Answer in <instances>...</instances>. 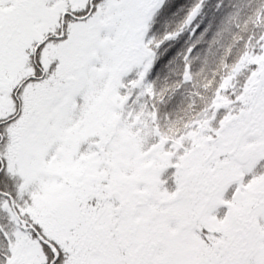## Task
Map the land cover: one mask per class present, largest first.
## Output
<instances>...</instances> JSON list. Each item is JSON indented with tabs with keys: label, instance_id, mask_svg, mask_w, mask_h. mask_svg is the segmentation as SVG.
Masks as SVG:
<instances>
[{
	"label": "snow or ice",
	"instance_id": "snow-or-ice-1",
	"mask_svg": "<svg viewBox=\"0 0 264 264\" xmlns=\"http://www.w3.org/2000/svg\"><path fill=\"white\" fill-rule=\"evenodd\" d=\"M208 6L0 0V264H264V33L206 86Z\"/></svg>",
	"mask_w": 264,
	"mask_h": 264
},
{
	"label": "trees",
	"instance_id": "trees-1",
	"mask_svg": "<svg viewBox=\"0 0 264 264\" xmlns=\"http://www.w3.org/2000/svg\"><path fill=\"white\" fill-rule=\"evenodd\" d=\"M218 0H208V7L205 19H211L213 23V34L209 36L207 47L209 53L200 56L198 64L200 70L195 74L199 82H206V86L212 83L211 74L213 69L218 74L224 70L226 61L231 56H238L247 47L243 43L246 39H251V35L259 31L264 33V0H222L224 7L217 9L215 5ZM183 21L173 19L167 25H162L161 34L169 28L182 29ZM238 29V30H237ZM210 41V42H209ZM178 74L177 68H170L164 80H174ZM162 79L158 82L160 85ZM187 98H181L182 102L173 113L178 112L183 116V103H190L191 93L186 92Z\"/></svg>",
	"mask_w": 264,
	"mask_h": 264
},
{
	"label": "flooded vegetation",
	"instance_id": "flooded-vegetation-1",
	"mask_svg": "<svg viewBox=\"0 0 264 264\" xmlns=\"http://www.w3.org/2000/svg\"><path fill=\"white\" fill-rule=\"evenodd\" d=\"M173 82H174L173 78H172V80H168V81L166 79L164 80V78H162L161 84L158 85L161 93L162 94L166 93L169 96H171L172 92H174L176 87H178V85L176 83H175V85H172ZM186 92L187 91H184L182 93L183 99L188 97L186 95ZM190 111H191V104L187 103V102H184L183 103V116L180 115L178 112H176V113L172 112L170 114L171 115V119H170L171 128L173 130H178L179 127L183 124L184 117L188 116L190 114Z\"/></svg>",
	"mask_w": 264,
	"mask_h": 264
}]
</instances>
